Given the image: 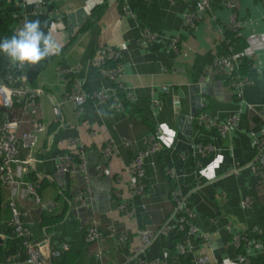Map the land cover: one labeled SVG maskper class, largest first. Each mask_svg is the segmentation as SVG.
Listing matches in <instances>:
<instances>
[{
	"label": "crops",
	"instance_id": "0c3cea01",
	"mask_svg": "<svg viewBox=\"0 0 264 264\" xmlns=\"http://www.w3.org/2000/svg\"><path fill=\"white\" fill-rule=\"evenodd\" d=\"M41 1V12L33 13V2ZM198 0H17L21 12L30 20H39L42 29H49L61 50L35 66L28 67L29 87L39 93L40 115L47 131L40 136L38 146L32 151L40 167L38 192L43 200H55L57 206L49 214H58L63 199L69 203L62 220L42 224V212L33 195L21 192L18 207L26 212L24 217L36 243L47 241L57 247L61 241L69 242V249L56 264H135V247L139 244L137 232L142 228L158 230L167 220L177 226L173 215V187L188 194V206L195 212L193 222L200 231L208 234L206 241L196 234L186 235L194 253L179 257L170 234H161L147 248L145 259L149 264L161 260L163 264H196V258H205L207 264H238L241 254L250 256L254 264H264V234L253 228L264 229V180L251 164L256 153V140L264 132V46L258 48L242 72L253 83L245 85L239 97L228 85L224 69L207 70L218 57L228 50L226 25L231 11L218 2L202 13V19L191 30L183 28L185 14L195 8ZM105 4L104 8H99ZM125 6L134 14H127ZM238 18L241 36L250 43L264 39V0H238ZM47 25V26H45ZM158 34V39L140 44L142 29ZM223 30L222 32L220 31ZM180 36L181 50L171 47L172 39ZM240 38V37H239ZM237 41V40H236ZM237 44V43H236ZM111 46L123 51L121 81L126 89L133 90L135 98L125 100L124 108L115 111V98L123 93L108 77L102 75L93 59L99 48ZM234 45V49H235ZM77 65L79 79L85 91L107 89L110 97L105 101L89 98L80 113L72 102L64 98L71 89L70 78L62 76L59 66ZM207 84L208 110L224 119L228 114L239 116L236 126L223 137L218 130L203 131L193 118L192 137L188 138L178 127L179 114L191 110V87ZM167 85L168 90L162 87ZM201 90L197 87L196 91ZM181 104L176 111V98ZM124 98V97H122ZM153 99H158L155 105ZM62 104V115L56 116L53 105ZM157 125L163 127L162 150L147 165L146 192L134 195L128 166L135 154L146 147V137ZM54 131L51 133V128ZM29 128V127H27ZM55 135L59 138L55 141ZM129 137L135 142L123 143ZM82 145L87 162L86 181L83 173L67 174V190L60 193L55 173L59 156L78 154ZM108 141L117 144L119 152L104 158L102 149ZM56 142V145H55ZM202 142H211L215 150L203 154ZM24 152L21 157L26 158ZM78 157V155H77ZM149 160V161H151ZM106 165L100 174L97 166ZM174 168L176 176L167 170ZM34 169V170H35ZM237 169V171H236ZM26 183L32 181L23 177ZM87 192L91 196L88 207L74 208L76 194ZM106 191L108 193V199ZM120 194L113 195L112 192ZM10 191L6 189L5 208L0 220V233L4 242L0 246V264H28L21 256L11 260L19 245L10 230L11 211L7 205ZM250 198L249 206L244 201ZM122 202H134L137 210L126 215L120 210ZM98 214L101 223H112L127 231L130 241L115 244L108 239V248L115 257L96 256V247L85 241L86 218ZM100 226V225H99ZM101 230L108 235L106 227ZM248 232L261 243V247H242L233 241V234ZM107 247V246H106Z\"/></svg>",
	"mask_w": 264,
	"mask_h": 264
},
{
	"label": "built area",
	"instance_id": "2783aa9c",
	"mask_svg": "<svg viewBox=\"0 0 264 264\" xmlns=\"http://www.w3.org/2000/svg\"><path fill=\"white\" fill-rule=\"evenodd\" d=\"M103 1V0H102ZM220 3L222 6L231 11V18L227 23V28L231 30L234 37L237 38L239 29L242 28L241 22L238 18V0H198L195 3V8L188 11L183 19V28L191 30L198 25L202 19V13L210 10L214 2ZM33 13L41 12V1L33 2ZM127 14H134L125 6ZM19 19L18 25L13 29L16 34L21 29L24 23L30 18L24 12H18L14 15ZM222 32L223 30L220 29ZM158 39V34L148 28L142 29L140 39L141 45H146ZM260 43H248L241 52H236L234 49L235 43L229 39L227 52L218 57L207 70L224 69L227 73L228 85L235 91L237 96H243V88L245 85L252 84V79L239 72L241 64L247 60L249 61L255 54L257 45L264 46V39H260ZM182 39L180 36L172 39L170 43L171 49L178 53L181 50ZM123 51L106 46L99 48L94 56L93 62L99 72L111 79L118 89L123 93L124 98H115L113 108L115 111L124 108L125 100L132 101L135 98L133 90L126 89V86L120 79L122 73L121 59L123 58ZM119 61L117 64L112 62ZM28 67L29 66H14L12 63L8 66V71L5 76L0 73V179L2 184L9 189L10 195L7 205L10 207L11 218L10 227L14 237L19 240V249L16 254L10 256L11 260H15L21 256L25 257L28 264H52V260L58 259L62 256L63 252L69 249L68 241H61L59 245L53 249L50 248L49 243L44 241L42 244L36 243L32 237V232L24 217L26 212L22 211L16 201V197L24 192L25 194L33 195L39 208L43 211H52L56 208L57 203L55 200H43L38 192L39 184L31 182L26 183L25 191L22 185L25 183L23 177L26 173L34 170L35 163L39 162L36 157H33L32 151L38 146L40 136L47 131V124L44 122L40 115L39 93L32 90L28 84ZM59 72L62 76L71 75L73 82L71 89L65 95V102H72L77 107V113H80L89 98L97 99L98 101H105L110 97L107 89L101 88L94 91H85L83 84L79 79V67L77 65L59 66ZM168 90V86L162 87ZM155 105L159 104L158 99H153ZM53 112L56 116L62 115V104L56 103L53 105ZM239 116L236 113L228 114L224 119L212 114L208 110L207 99L205 96L201 98L200 110L196 117H194L195 125L203 131L218 130L223 137H226L231 128L236 126ZM29 127V128H27ZM163 127L157 125L155 129L146 137V147L139 150L130 165L127 167L131 174V187L134 195H144L146 192V170L147 165L151 164L156 166V162L151 158L162 150L163 140ZM70 142L75 144L78 148V157L73 154L65 153L59 156L57 162L55 180L60 193L65 194L67 190V174L68 173H83L85 180L88 182L91 176L87 173V162L83 147H80L74 140ZM135 142L134 139L129 137L123 138V143L131 145ZM256 153L254 161L251 166L257 174L264 180V132L256 140ZM215 150V145L211 142H202L200 144V151L203 154ZM28 153L26 158L21 155ZM119 149L117 144L113 141H108L102 153L104 158H110ZM151 160V161H149ZM36 166V165H35ZM100 174L106 171V165L101 163L97 166ZM237 171V169H236ZM168 174L175 177L176 171L174 168L167 170ZM113 195L120 196L119 193L112 192ZM171 197L174 201L173 215L177 218V226L171 224V220H167L158 230L151 228H142L137 232L139 244L135 247V264H149L145 259V252L147 248L158 238L161 234H170L173 230L179 229L186 235L196 234L204 240H208L207 233L200 231L198 226L194 224L193 218L195 212L188 206V194L178 187H173L171 190ZM91 203V196L89 193L82 192L75 195L73 198V207L81 208L88 207ZM253 203L250 198L244 201L246 206ZM119 208L126 215H133L136 213L137 207L134 202H122ZM106 229L108 235H105L101 230L99 224L94 221L90 225H86L85 241L93 244L96 247V256L103 258L106 252L110 249H105L103 244L108 240H112L115 244H124L130 241V235L127 231L119 229L112 223L107 224ZM255 233L264 234V229L260 226L253 228ZM233 241L238 245L245 248L254 246L261 247V243L253 240L250 233L238 232L233 234ZM46 244L48 247V257H45L41 246ZM176 252L179 257H189L194 253L193 245L188 237H183L182 240L175 244ZM238 264H254L252 259L247 254H241L237 259ZM196 264H207L205 258H196ZM154 264H163L161 260H156Z\"/></svg>",
	"mask_w": 264,
	"mask_h": 264
},
{
	"label": "trees",
	"instance_id": "16d2710c",
	"mask_svg": "<svg viewBox=\"0 0 264 264\" xmlns=\"http://www.w3.org/2000/svg\"><path fill=\"white\" fill-rule=\"evenodd\" d=\"M16 1L17 0H0V40H3V38H5V37L10 38L11 36H13L14 35L13 29L19 23V19L14 16L15 13L21 12V9L16 4ZM106 1L107 0H103V3H105ZM104 7H105V4H103V6H101L99 8H104ZM225 29L227 31L226 34L228 33L227 35H225V37H227V41L229 39H231V41L233 43H235V45H236L235 46V51L236 52H241L245 47H247L249 41H248L247 38L246 39L242 38L241 33H240L241 32V28L239 29V33H238L237 38L234 37V34L231 32V30H229L227 28V25H226ZM249 61H251V59ZM249 61L245 60L241 64L240 70H239V72L241 74H244L242 72L243 67L244 66L246 67L247 64L249 63ZM118 62L119 61H115V62H112V64H117ZM10 63L11 62L8 60V58L3 53H0V73H1V75L5 76L7 74L8 66H9ZM67 77L70 78V82H71V85H72L73 77L71 75H68ZM52 131H54V127L51 128V133H52ZM58 138L59 137L57 135H55V141L58 140ZM55 145H56V142H55ZM77 155L78 154H76L74 156L77 157ZM39 171H40V167L35 169V170L29 171L27 173V178L29 180H31L32 182H34V183L38 182V184H41V183H39V181H40L39 180L40 179L39 178V173H38ZM6 189L7 188L2 184L1 179H0V220L2 218V215L4 213V208H5ZM39 192H40V190H39ZM68 207H70L69 203H67L63 199L62 208H61L60 212H58L57 215L56 214H49V213L43 211L42 212V224H45V225L47 224L48 225V224H52V223H55V222H58V221L62 220L63 217L66 214V211H67ZM94 221H96L97 224H99L101 227H106L107 226V222H104L103 224L101 223L100 216L98 214L89 215L86 218V222H87L86 225H90ZM10 230H11V233H12V229L11 228H10ZM12 236H13V238L16 239V241H17V243L19 245V240L16 237H14L13 233H12ZM183 236H184V233L182 231H180L179 229H176L173 232V234H172V237L174 239L175 244L178 241L182 240ZM253 240H255V239L253 238ZM3 242H4V239L1 237V233H0V246L2 245ZM108 244H109V242H107L105 244L107 247L103 245V247L105 249V252H106V249H110V252H111V248H108ZM49 246H50L51 249L55 248L51 244ZM63 254H64V252H63ZM115 256H116L115 253H107V254H105V257L114 258ZM58 259L52 260V264H56L60 260V259L59 260ZM0 260H1V257H0Z\"/></svg>",
	"mask_w": 264,
	"mask_h": 264
},
{
	"label": "clouds",
	"instance_id": "9594fccd",
	"mask_svg": "<svg viewBox=\"0 0 264 264\" xmlns=\"http://www.w3.org/2000/svg\"><path fill=\"white\" fill-rule=\"evenodd\" d=\"M60 50L51 30L46 33L39 20L26 21L16 34L0 40V53L14 66H35Z\"/></svg>",
	"mask_w": 264,
	"mask_h": 264
},
{
	"label": "water",
	"instance_id": "95a60500",
	"mask_svg": "<svg viewBox=\"0 0 264 264\" xmlns=\"http://www.w3.org/2000/svg\"><path fill=\"white\" fill-rule=\"evenodd\" d=\"M197 87H199L201 90L196 91ZM208 93L207 84H195L193 87H191V99H190V105L191 110L189 114H179V125L178 127L182 129L183 133L188 137H192V130H193V118L197 116L199 110H200V103L202 95H205ZM181 110V104L180 100L177 97L176 98V111L180 112ZM107 200L108 199V193L106 191ZM41 249L43 251V254L45 257H48V247L46 244H43L41 246Z\"/></svg>",
	"mask_w": 264,
	"mask_h": 264
}]
</instances>
